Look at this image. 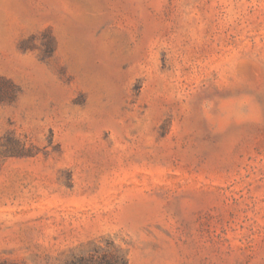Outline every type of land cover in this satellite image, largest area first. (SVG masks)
<instances>
[{"label":"rangeland","instance_id":"rangeland-1","mask_svg":"<svg viewBox=\"0 0 264 264\" xmlns=\"http://www.w3.org/2000/svg\"><path fill=\"white\" fill-rule=\"evenodd\" d=\"M264 264V0H0V264Z\"/></svg>","mask_w":264,"mask_h":264},{"label":"trees","instance_id":"trees-1","mask_svg":"<svg viewBox=\"0 0 264 264\" xmlns=\"http://www.w3.org/2000/svg\"><path fill=\"white\" fill-rule=\"evenodd\" d=\"M121 259L124 260L125 258L122 257ZM124 264H126L125 260H124Z\"/></svg>","mask_w":264,"mask_h":264}]
</instances>
